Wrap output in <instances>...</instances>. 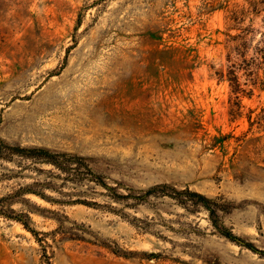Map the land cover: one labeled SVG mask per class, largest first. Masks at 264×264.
Here are the masks:
<instances>
[{"label": "rangeland", "instance_id": "1", "mask_svg": "<svg viewBox=\"0 0 264 264\" xmlns=\"http://www.w3.org/2000/svg\"><path fill=\"white\" fill-rule=\"evenodd\" d=\"M4 197L0 264H264V0H0Z\"/></svg>", "mask_w": 264, "mask_h": 264}, {"label": "trees", "instance_id": "2", "mask_svg": "<svg viewBox=\"0 0 264 264\" xmlns=\"http://www.w3.org/2000/svg\"><path fill=\"white\" fill-rule=\"evenodd\" d=\"M61 170H62V167H61ZM102 184V183H101ZM104 186V185H103ZM159 193H156L158 192ZM25 193H32V191L30 190H27L25 191ZM147 194H163V195H167V196H172L170 195L171 193H169V191H167L166 187L163 186V187H156V188H153L151 189L150 191H148ZM184 194H186L185 197H187L188 199L186 200H189L194 206L196 207H200V208H203L209 215V220H210V223L211 225L213 226V228H215L217 230V232L222 235L223 237L233 241V242H238V243H241L240 241H238L235 237H233L231 234L229 233H226L225 231H223V228L220 227L219 223H218V212L216 211L215 208H213L210 204V201L207 200L206 198H204L203 196L201 195H197L195 193H192V192H189V191H186ZM8 199V197H4V198H0V204L1 206H6V210L5 211H0V215L1 216H4L8 219H11V220H15V221H18L19 223H21L27 230L31 231V229L29 228V225H28V221L27 219H25L22 215H19V214H15L14 211L12 209L9 208V205L14 201V200H11V201H7L5 203V201ZM86 204V203H85ZM33 232L34 234V231H31Z\"/></svg>", "mask_w": 264, "mask_h": 264}]
</instances>
